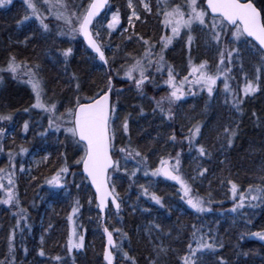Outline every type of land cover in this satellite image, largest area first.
Listing matches in <instances>:
<instances>
[{
  "label": "trees",
  "instance_id": "trees-1",
  "mask_svg": "<svg viewBox=\"0 0 264 264\" xmlns=\"http://www.w3.org/2000/svg\"><path fill=\"white\" fill-rule=\"evenodd\" d=\"M73 2L79 4L81 0H73ZM110 7L113 10H119L122 25L125 26L127 11L123 2L112 0ZM16 10H18V1L8 7L0 8V67L5 65L9 54L17 56L18 60L38 61L42 66L43 78L48 85V95L55 94L58 101H65L71 96L67 82L72 73H76L85 82V94L102 83L103 72L94 67L93 62L88 58L86 46L82 43L81 37L76 38L73 45L67 38L54 35L48 40L37 37L23 44L29 35H40L37 31L38 22L18 24L17 22L22 20L25 13L15 14ZM152 19L148 23L137 24L136 28L130 31L145 38L163 35L162 25L158 23L156 17ZM124 36H127V33ZM104 43L111 44V50L106 55L110 63L113 62V55H115V67L119 66L126 54L136 55L142 51L138 42L127 41L119 35L118 31L112 33L110 40L105 36ZM22 45L27 46L22 47ZM82 46L83 50H81ZM68 47L72 48L73 55L69 58L67 68L65 65L58 64L54 68L58 72L49 76L51 71L48 68L53 66L49 56H56L58 51L61 52ZM216 59L214 51L207 50L202 42L199 47L193 45V62L207 60L215 71ZM166 61L180 74V78L187 74L188 50L183 45L177 44L173 46V49H169L166 53ZM99 63L97 60L96 65L98 66ZM255 67V58L246 54L244 72L251 77ZM2 75L4 77L2 82L11 83V86L1 93L0 102L6 107L2 114L12 116L9 123L17 130L15 139L5 144L6 149L16 154V157L24 154H20L21 147L27 149L26 155L39 149H47L52 155L51 165L35 172V178L25 182L26 187H23L24 181L20 182L21 187L18 190L20 204L27 209V220H21L24 227L16 229L13 242L16 264H56L51 260V257L55 255L68 259L69 264H106L102 220L99 222L97 220L99 211L95 203L89 204V200L94 199V195L87 181H82V174L74 164V159L78 157L71 146L65 147L62 135L50 133L49 136L43 137L38 134L42 127H47V123L42 119L43 114L39 110L30 107L34 102L30 87L12 79L8 73ZM230 75L235 76V79L229 81L234 89L244 86V75L240 73L238 67L233 68ZM220 83L218 87L223 89ZM22 85L26 87L20 89L19 86L22 87ZM117 88L125 92L119 97L114 96L113 102L118 101L119 106L127 109L130 119L135 120L134 124L130 123L133 142L148 156L149 171L158 166L161 158H168L169 154L174 156L177 151H181L178 146L172 147L171 142L167 141V135L172 129L161 126L159 118L153 116V103L150 98H157L158 92L150 87L149 91L144 92L148 97L142 98L131 82L124 81L117 84ZM223 95L221 92L218 97L220 100L215 103L212 99L207 100V96L206 99L203 98L197 103L188 100L179 102L180 107L176 112L173 125L178 138L187 134L190 123L199 122L205 126L202 128L201 143L210 155L199 157L196 153H190L185 141L181 155V168L187 177L196 176L198 168L208 170L204 177L196 179L193 191L205 201H213L207 205L211 207V212L200 214L189 209L178 198L179 185L168 184L161 178L155 190L163 198L165 203L163 209L143 196L137 200L140 189L136 184L129 187L130 181L127 178L115 181L116 189L124 203L119 214H116L113 209L111 213H107L106 226L110 231L114 228L121 229V232L113 231L115 241L121 245L124 252L134 258L136 264H150L149 257L155 255L154 245L159 246L160 241L164 247L171 248L163 264H179L180 257L188 251L187 245L193 243L195 247L192 237L193 225L200 230L198 235L203 233L206 240L210 235L213 239L208 242L216 245V251L205 252L198 264H219L220 258L226 260L227 264H264V241L250 235L251 232L264 230V203L252 201L251 203L257 206H246L238 209L237 212H231L234 201L230 191L231 185L227 183L231 180L237 184L239 193L246 192L249 184L257 181L259 170L264 168V83L261 84V91L244 99L240 112L232 109L230 103L226 105L222 101ZM206 100L211 104H208ZM140 107L144 109L143 115L139 114ZM25 122L29 125L27 132L24 130ZM0 127L6 129L10 126L7 127L5 121ZM224 127H230L238 132L231 148L222 143L225 137ZM23 137L24 142H21L20 139ZM156 137H159L158 143L154 142ZM65 154L71 166L70 171H75L77 175L75 180L68 175L66 188L59 191V195L53 196L54 190L47 184V180L61 166ZM172 162L174 163V160ZM139 176V183L147 185L143 172ZM76 184H80V188L75 187ZM52 200L55 204L54 208L46 209L48 202ZM77 200L81 207L73 220L74 225L84 236V248L74 250L69 255L65 250L70 228L67 216L71 214ZM248 202L246 200L245 204L247 205ZM148 207L151 208L150 212L143 211ZM169 210H171L170 214ZM11 217V210L0 205V259L4 258V253L7 251L9 232L16 220L20 218L18 216L16 219H11ZM155 224H160L163 232L157 234L153 227ZM148 229L149 233H147ZM122 232L127 233V238L122 236ZM169 232L170 237L167 235ZM42 237L43 244L40 243ZM41 247L46 253L45 257L38 255ZM113 252L115 253L114 264H130V261L116 250Z\"/></svg>",
  "mask_w": 264,
  "mask_h": 264
},
{
  "label": "snow or ice",
  "instance_id": "snow-or-ice-1",
  "mask_svg": "<svg viewBox=\"0 0 264 264\" xmlns=\"http://www.w3.org/2000/svg\"><path fill=\"white\" fill-rule=\"evenodd\" d=\"M12 4L13 0H0V8ZM23 4L25 14L22 20L17 22L18 24L38 22L37 31L45 39L53 35L67 36L70 40L83 37L82 43L87 45L85 51L88 58L93 62L94 67L103 72L102 83L96 85L87 94H85V82L76 73H72L67 82L71 96L65 101H58L55 94L48 95V85L38 61L18 60L17 56L9 54L5 65L0 67V82L4 79L2 74L8 73L12 79L30 87L34 98L30 107L39 110L43 114L42 119L47 123V127H42L38 134L43 137L49 136L50 133L60 134L64 137L65 147H72L78 157L74 159V164L82 174V181L90 182L95 189L94 199H90L89 204L95 203L98 208V222L104 219L106 210L107 213H111L114 208L116 214L120 213L124 201L116 189L115 181L125 178L130 181L129 187L133 184L138 185L140 191L137 200L143 196L159 208H165L163 198L155 190V186L160 181L152 179L147 185L140 184L137 175L140 172H143L145 177H163L164 180L179 185L178 198L195 213L211 212V207L207 205L213 201H205L193 191L196 179L204 177L208 170L198 168L196 176L187 177L181 168L185 141L190 153H196L199 157L210 155L201 143L202 128L205 126L199 122L190 123L187 134L178 138L177 131L173 127L176 112L180 107L178 102L188 94L196 96L205 92L207 98L211 100L219 97L223 91L224 103L226 105L230 103L232 109L240 112L244 99L261 91V84L264 83V0H154V3L153 0H127L126 8L129 10L127 21L131 28L135 27L134 21H142L144 14L155 15L159 18L158 23L162 25L164 34L155 38H145L130 31L129 28H123L120 35L129 42H138L142 51L136 55L126 54L118 67L114 66L115 55L112 63L106 55L111 50V44L104 43L105 36L110 40L112 33L121 25L120 12L110 7L109 0H81L79 4L74 3L73 0H23ZM109 12H111L110 21L107 20ZM125 33L127 36H124ZM201 42L207 50L214 51L216 55L215 71L207 60L199 62L192 60V47L194 44L199 47ZM177 44L183 45L188 50L187 74L182 78L166 61V53ZM88 49L91 51L88 52ZM246 54L255 58L256 67L251 77L244 72ZM61 55L64 58L62 62L67 68L69 58L73 55L72 48L62 49ZM97 60L100 62L98 66ZM237 67L244 75V86L240 89H234L229 83L231 79H235V76L230 74L233 68ZM153 71L167 73L165 81L167 90L161 89L165 94L158 99L150 98L153 103V116L159 118L161 126L172 129L167 135V141L171 142L172 147L178 146L181 151H177L174 156L169 154L168 158H161L159 166L149 171L148 156L133 142L130 117L121 116L117 108L118 101L114 103L113 97L123 95V89L117 88V84L121 81L131 82L143 96L144 86L147 82L155 80ZM218 81L223 85L222 90L218 87ZM138 111L140 115L144 114L143 107ZM11 120V115L0 114V122ZM28 128L29 125L25 122V132ZM4 132L5 129L0 127V136H3ZM223 132L225 137L222 143L231 148L238 132L230 127H224ZM154 142L158 143L159 137L154 138ZM3 151V146H0V152ZM25 152L27 149L21 147L20 154ZM8 155V167L0 168V192L3 193L0 197V205L17 208L19 210L17 215L20 218L9 232L7 251L4 253V258L0 259V264H16L13 244L16 229H22L24 225L21 224V220H27V209L21 206L16 191L14 179L16 164L12 160L11 151ZM129 162H134L131 168ZM70 168L65 154L61 166L47 180V184L54 190L53 196L59 195V191L66 188L68 175L75 180L77 173L70 171ZM19 171L24 172V168L20 167ZM5 180L7 184L4 183ZM227 183L231 185L230 191L234 201L231 212H237L238 209L246 206H257L251 203L252 201L264 203V168L257 173V181L250 183L246 192H241L239 195H237V184L231 180ZM80 186V184L75 185L77 188ZM246 200L249 201L247 205ZM80 207V202L77 200L71 214L67 216L70 225L75 223L73 217ZM143 211L150 212L151 208H144ZM153 227L157 234L163 232L160 224H155ZM192 227L195 247L193 243L187 245L188 251L180 257L179 264H198L205 252L216 251V245L208 242L213 237L209 235L206 240L203 233L198 235L200 230L195 225ZM113 231L121 232V229L114 228ZM113 231L103 226V233L107 237L104 260L107 264H114L115 253L109 250L114 249L128 259L130 264H136L134 258L124 252L121 245L114 240ZM121 234L127 238V233ZM167 235L170 237L171 233ZM250 235L264 241V230L251 232ZM83 248L84 236L76 227H72L67 237L66 252L70 255L74 250ZM169 251L171 248L164 247L163 243L159 246L154 245L155 255L149 257L150 264H162L161 257L167 256ZM38 255L45 257L43 247L38 251ZM51 260L56 264H69L68 259L60 255L51 257ZM219 264H227V261L220 258Z\"/></svg>",
  "mask_w": 264,
  "mask_h": 264
},
{
  "label": "rangeland",
  "instance_id": "rangeland-1",
  "mask_svg": "<svg viewBox=\"0 0 264 264\" xmlns=\"http://www.w3.org/2000/svg\"><path fill=\"white\" fill-rule=\"evenodd\" d=\"M17 1H18V10H16L15 14L25 13V11H24L25 10V5L23 4V0H13V3H16ZM120 2H123V5H125V7H126L127 0H120ZM153 3H154V0H153ZM6 7H8V6H6ZM126 11H127V14H128L129 10L127 8H126ZM152 17H156L157 21L159 19L155 15H147V14H144L142 16V21H144V22H142V21H134V24H135V27L134 28H131V26L128 24L127 17H126V22H125L126 25L123 26L122 25V22L123 21L121 20V25L117 27V30L115 32L118 31L119 32V35H120V33L122 32L123 28H129L130 30H134L136 28L137 24H139V23L140 24L148 23L149 20L152 21L153 20ZM107 20L108 21L111 20V12L108 13ZM37 37H38V39L40 37L41 40L42 39H45L41 34L40 35L31 34V35H29L27 37V40L23 41V44L26 41H28V43H29V40H31V41L32 40H35V39H37ZM49 37H51V36H49ZM49 37L47 39H45V40H48ZM57 37H61V38L64 37V38H67L68 40H70L67 36H57ZM77 38H79V37H77ZM75 40L76 39L70 40V42L72 43V45L74 44L73 42ZM23 46L25 47L27 45H22V47ZM83 49H84V47L82 46L81 47V50H83ZM56 56L55 55H50L49 56L50 62L53 65V66H49V68H48L51 71L49 73V76H50V74H52L54 72H58V71H56L57 69H54L55 66H57L58 64H59V66L64 65V63L62 62L64 58L62 57L60 51L57 52V55ZM89 66H90V64H89ZM121 75H122V73H121ZM153 75L155 77V80L154 81L147 82V84L144 86V92L145 91H149L150 87H152V89L154 91L158 92V97H157V99H158L160 96H162V95L165 94V91H161V89L167 90V85L165 84V81L167 79V73L164 72L163 74H161V73H155V71H153ZM218 83H220V81H218ZM10 86H11V83L2 82V85L0 86V97H1V93L4 92V91H6V89H8V87H10ZM25 87H26L25 85H22V87L19 86L20 89L25 88ZM124 92L125 91L123 90V93ZM221 92H222V94H224L223 91H221ZM150 96H152V95L150 94ZM206 96H207L206 92L205 93H199L196 96H193L191 94H188L180 102H186L188 100L190 102H196L197 103L199 100H202ZM141 97L142 98H147L148 95L146 93H144V95L143 96L141 95ZM223 97H224V95H223ZM207 100H208V98H207ZM219 100L220 99L217 97V98L212 99V102L215 103L216 101H219ZM222 101H224V98L222 99ZM207 103L208 104H211V102H209V101H207ZM5 108L6 107L3 105V103L0 102V114L4 113ZM117 108H118V111L121 114V116L128 115L127 109L124 106H119V104H117ZM6 122H7V127H9V126L10 127L9 128H6V129L4 128L5 129L4 135L3 136H0V146H3V148H4V151L3 152H0V168H7L8 167V165H9V155H8V153L10 151L6 149L5 144L8 143L9 141L15 139V136L17 134L16 127L13 126L12 124L10 125L9 121H6ZM4 123H5V121H2V122H0V125H3ZM130 123H133L134 124L135 123V120L134 119H130ZM20 140H21V142H24L23 141L24 140V137L22 139H20ZM46 150H40L39 149V150H36V151H33V152L29 153L28 155H26V153H24L22 156L20 155L19 157H16V154H14V153L12 154V160L16 164V172H15L14 179L16 180V191L18 193L19 200H20V194H19V191L18 190L21 187L20 182L21 181H24L23 187H26L25 182L28 181V180H30V179H32V178H35V172H38L39 170H42L43 168H47V167H49L51 165V162L50 161H51V156L52 155H51V153L48 150L47 151ZM45 157H47V159H45ZM133 163L134 162H129V167L130 168L132 167V164ZM158 166H159V164H158ZM20 167H23L24 168V172H20L19 171ZM137 175L140 178L139 175H141V172L138 173ZM160 178L161 177H159L157 179L159 180ZM144 180H147V182L149 183L152 180V177H150V176L149 177H145ZM4 183L7 184V181L5 180ZM168 184H171V183L168 182ZM238 193H237V195H238ZM2 196H3V193L0 192V197H2ZM54 205L55 204H54V201L53 200L52 201H49L46 209H53L54 208ZM2 206L5 207V209L8 208V209L11 210V212H12L11 219L18 218L19 215H17V213H18L19 210L17 208H14V207L13 208H9L6 205H2ZM41 221H42V219H41ZM72 227H76V226L74 224L73 225H70L69 232H70V230H71ZM42 228H43V226H42ZM76 229L81 234V232L79 231V229L77 227H76ZM147 233H149V229H148ZM40 243H41V239H40ZM161 243L162 242L160 241L159 242V245ZM166 257L167 256L161 257L162 264L165 262ZM198 262H200V261H198Z\"/></svg>",
  "mask_w": 264,
  "mask_h": 264
},
{
  "label": "water",
  "instance_id": "water-1",
  "mask_svg": "<svg viewBox=\"0 0 264 264\" xmlns=\"http://www.w3.org/2000/svg\"><path fill=\"white\" fill-rule=\"evenodd\" d=\"M109 3H110V0H109ZM103 14V12L101 13V15ZM82 40H83V37H82ZM86 44V43H85ZM87 46V45H86ZM89 185L93 191V193H95V189L91 186L90 182H89ZM106 213H107V210H106ZM102 224L103 226H106V214L104 215V219H102ZM114 237V236H113ZM115 240V239H114ZM105 241H106V247H107V237L105 236ZM110 251H112V249H109ZM106 262V261H105ZM107 263V262H106Z\"/></svg>",
  "mask_w": 264,
  "mask_h": 264
}]
</instances>
